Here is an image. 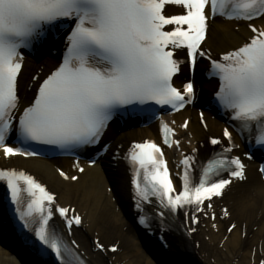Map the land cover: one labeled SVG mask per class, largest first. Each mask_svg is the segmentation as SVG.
Returning <instances> with one entry per match:
<instances>
[{
    "label": "snow or ice",
    "instance_id": "obj_1",
    "mask_svg": "<svg viewBox=\"0 0 264 264\" xmlns=\"http://www.w3.org/2000/svg\"><path fill=\"white\" fill-rule=\"evenodd\" d=\"M167 5L179 6L185 12L166 15ZM209 6L212 18H264V0H0V149L4 157L45 155L38 146L70 151L98 145L113 115L126 106L152 102L180 111L192 102L195 92L192 82L182 88L173 85L183 63L174 58L176 49L187 50L193 70L197 57L211 62L220 81L217 100L230 111V119L238 122L237 128L253 134L264 150V27L250 23L251 35L241 46L213 59L202 48L210 28L205 11ZM58 29L67 30L62 60L42 80L33 77L37 81L35 95L21 107L24 50L44 44ZM141 111L152 113L151 109ZM181 127L187 129L188 122ZM161 131L164 145L180 146L179 140L172 139L176 133L167 123L161 122ZM13 133L17 146L8 143ZM223 136L235 146L227 128ZM210 143L220 145L221 140L211 138ZM231 151L232 147H225L219 158L210 159L198 182L192 175L196 157L185 156L181 161L182 190L176 192L161 147L152 141L133 144L127 159L134 169L137 207L140 201L155 197L172 212L186 206L203 211L205 201L211 208L212 198L221 197L232 183L231 179L214 177L227 172L231 178L246 180L240 157L224 155ZM260 171L264 173V166ZM59 174L65 180L78 179L63 171ZM0 181L6 182L24 227L38 224L34 234L44 246L42 252L50 249L59 264H86L55 228L50 229L56 197L44 185L15 169L0 170ZM55 211L69 230L82 223L74 209L71 216L67 207L56 206ZM223 213L229 215L227 209ZM193 222L198 220L193 217ZM141 223L147 226L143 217ZM235 228L232 224L227 231ZM25 242L32 243L27 238ZM95 243L102 251L108 250L101 242ZM110 251L115 253L117 248ZM259 264H264V258Z\"/></svg>",
    "mask_w": 264,
    "mask_h": 264
},
{
    "label": "bare ground",
    "instance_id": "obj_2",
    "mask_svg": "<svg viewBox=\"0 0 264 264\" xmlns=\"http://www.w3.org/2000/svg\"><path fill=\"white\" fill-rule=\"evenodd\" d=\"M250 35L251 32L244 23L219 22L211 27L206 41L210 51L219 54L239 47ZM53 65L52 56L42 59L41 74L47 73ZM209 87L208 83L203 85L204 95ZM185 115L191 116L188 130L192 135L190 139L185 137V140L193 142L206 138L207 132L194 114ZM207 125L209 129L219 130L222 123L208 119ZM152 129L153 127L129 130L118 135L104 164L86 166L76 183L70 179H62L50 161L36 158L19 161L57 193L60 204L74 205L82 213L83 229H75L73 235H76L80 248L86 251L92 264H164L165 257L159 258L156 253L159 249L149 243L151 241L147 242L133 225L128 177L121 161L109 159L115 152L124 151L129 145V139L149 137ZM64 161L67 162L68 159ZM256 172L249 166L247 180L226 188L216 205L206 210L208 218L201 216L194 239L189 241L195 248L193 251L197 252L195 257L210 264H258L264 258V184ZM224 209L229 211L228 216H224ZM212 215H215V219L211 218ZM231 223L236 228L228 233L226 228ZM91 237H99L100 242L108 249L105 254L93 250ZM7 243L11 248L0 244V264H25L19 257L17 240L14 237L8 238ZM115 244L118 247L113 253L110 246ZM154 254L158 262L152 257ZM172 259L177 262L174 257Z\"/></svg>",
    "mask_w": 264,
    "mask_h": 264
}]
</instances>
